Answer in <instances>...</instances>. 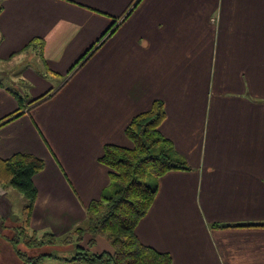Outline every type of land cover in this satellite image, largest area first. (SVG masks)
Instances as JSON below:
<instances>
[{
	"label": "crops",
	"instance_id": "0c3cea01",
	"mask_svg": "<svg viewBox=\"0 0 264 264\" xmlns=\"http://www.w3.org/2000/svg\"><path fill=\"white\" fill-rule=\"evenodd\" d=\"M98 51L118 80L88 66ZM0 62V158L44 163L29 236L84 222L109 186L104 146L127 148L130 120L161 100L159 131L191 169L159 177L138 240L172 264H264V227H235L264 224V0H0ZM17 192L0 187V258L26 246L11 242ZM54 246L74 251L25 254Z\"/></svg>",
	"mask_w": 264,
	"mask_h": 264
},
{
	"label": "trees",
	"instance_id": "16d2710c",
	"mask_svg": "<svg viewBox=\"0 0 264 264\" xmlns=\"http://www.w3.org/2000/svg\"><path fill=\"white\" fill-rule=\"evenodd\" d=\"M15 116L17 112L11 114L7 121ZM164 118L163 102L154 100L150 109L134 116L124 130L133 144L132 148L111 144L104 146L99 161L109 169L107 191L85 207L83 224L73 228L61 240L50 233L37 238L27 234L36 198L32 177L43 169V161L21 153L7 159L0 158V187L13 188L26 199L20 215L21 227L11 239L13 245L16 246L19 237L26 246L71 244L75 254L70 259H62L67 264H172L168 253L142 244L135 234L137 223L145 216L155 198L159 177L170 171L191 169L174 150L171 141L160 133L159 126ZM236 226L264 227V224ZM98 238L108 242L111 248L109 252L93 251ZM16 254L23 264H43L46 257H51L45 254L27 256L18 249Z\"/></svg>",
	"mask_w": 264,
	"mask_h": 264
},
{
	"label": "rangeland",
	"instance_id": "374dc122",
	"mask_svg": "<svg viewBox=\"0 0 264 264\" xmlns=\"http://www.w3.org/2000/svg\"><path fill=\"white\" fill-rule=\"evenodd\" d=\"M100 54H102V52H100V51H98V52H96V53H94V54H92L89 58H88V60L91 58V59H94L93 61H91L90 63H89V65L88 66H90L91 64H93L94 63V61H96V71H100V77L98 78V79H102L103 81H109V80H112L113 82L114 81H116V79L118 80V73L116 74L115 72H113V73H110V71H109V68H104V67H102V65H101V63L98 61V60H100V59H102V57H101V55ZM88 57V56H87ZM84 61V60H83ZM83 61H81L80 62V64L83 62ZM31 64H33V63H31ZM79 64V65H80ZM3 67V63L2 62H0V82L3 84V81L4 82H6V78L9 76V74H10V72H8L7 70H5V69H3L2 68ZM84 67L85 66H83V68L81 69V70H83L84 69ZM18 67H16L15 68V70L17 69ZM98 73V72H97ZM36 90H39V88L37 87L36 88ZM27 95V94H26ZM30 99L29 98H26V97H24V103H23V106H25V104H26V106H29V104H27L26 102H28ZM45 103H47V101H43L42 103H40L37 107H34V111H36V112H39V110H41L42 109V107H44V105H45ZM125 139H127V141H129V143H130V145L129 146H127V148H132V146H133V144H132V142L128 139V138H125ZM18 193V192H17ZM21 201H22V203H21ZM21 204H26V199L23 197L22 198V200L21 199H19L18 200V202H16L15 203V205H16V207H20L21 206ZM24 207V206H23ZM83 224V223H82ZM81 224V225H82ZM80 225V226H81ZM75 228V227H74ZM68 234V233H67ZM66 234V235H67ZM66 235H64V236H66ZM64 236H62V237H60L59 238V240H61ZM56 245H62V246H71L73 249H74V246L73 245H71V244H68V245H65V244H60V243H56ZM55 247V249H52V251L50 252L51 254H53V255H51V257L50 258H53V260H48V259H44L43 260V264H67L66 262H64L62 259H70V258H72L73 256H74V254H75V251H73V252H71V253H69V252H67V251H65V250H60V248H59V246H54ZM19 248V251L20 252H22V253H25V251H26V249L27 250H29L28 252L29 253H32L33 251H34V248H28V247H26V246H22V247H15V250L13 251V254H14V257L12 256L11 257V255L10 256H8V255H3L4 257H1L0 258V264H23L22 263V260H21V258H19L18 256H15L16 255V250ZM60 250V251H59ZM36 252H38L37 253V255H35V256H38V255H41V253H44V252H48L47 250H39L38 248L36 249ZM27 256H30V255H27ZM61 256L62 257H64V258H61ZM54 258H57V259H54Z\"/></svg>",
	"mask_w": 264,
	"mask_h": 264
}]
</instances>
